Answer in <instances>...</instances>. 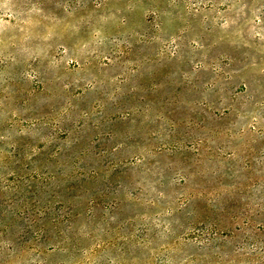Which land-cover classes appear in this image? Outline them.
<instances>
[{"label": "rangeland", "instance_id": "rangeland-1", "mask_svg": "<svg viewBox=\"0 0 264 264\" xmlns=\"http://www.w3.org/2000/svg\"><path fill=\"white\" fill-rule=\"evenodd\" d=\"M0 264H264V0H0Z\"/></svg>", "mask_w": 264, "mask_h": 264}]
</instances>
